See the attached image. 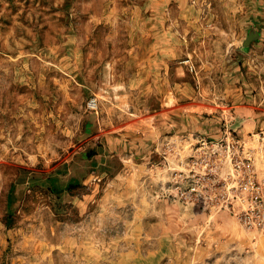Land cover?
Segmentation results:
<instances>
[{
    "label": "rangeland",
    "instance_id": "rangeland-1",
    "mask_svg": "<svg viewBox=\"0 0 264 264\" xmlns=\"http://www.w3.org/2000/svg\"><path fill=\"white\" fill-rule=\"evenodd\" d=\"M0 264H264V0H0Z\"/></svg>",
    "mask_w": 264,
    "mask_h": 264
},
{
    "label": "built area",
    "instance_id": "built-area-1",
    "mask_svg": "<svg viewBox=\"0 0 264 264\" xmlns=\"http://www.w3.org/2000/svg\"><path fill=\"white\" fill-rule=\"evenodd\" d=\"M234 139L233 137H231ZM221 140L220 142H222ZM198 150H200L202 161L205 162L204 167L208 165V156L217 155L222 144L219 142H208L206 139L200 141ZM235 152L229 155L231 162H236L235 172L233 174L234 182L229 188L231 193L229 199L241 202L245 207L247 214L254 215L258 208L261 206L263 199V187L256 181L253 174L244 171L242 172L240 162L235 157ZM183 179L185 185L177 184L174 189V197L183 202H206L208 199L206 186H208V175L207 172H188L187 175H179ZM178 183V181H175ZM224 204V205H223ZM225 207H229L228 203H223Z\"/></svg>",
    "mask_w": 264,
    "mask_h": 264
},
{
    "label": "trees",
    "instance_id": "trees-1",
    "mask_svg": "<svg viewBox=\"0 0 264 264\" xmlns=\"http://www.w3.org/2000/svg\"><path fill=\"white\" fill-rule=\"evenodd\" d=\"M45 183L49 189V191L55 195H60L61 193H63L65 190H71L73 189L75 186V182L71 181L68 184H63L61 182V179L59 177V175H49L46 179H45ZM11 201H12V196L11 194L9 195V200H8V207L11 206Z\"/></svg>",
    "mask_w": 264,
    "mask_h": 264
}]
</instances>
